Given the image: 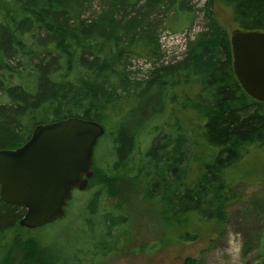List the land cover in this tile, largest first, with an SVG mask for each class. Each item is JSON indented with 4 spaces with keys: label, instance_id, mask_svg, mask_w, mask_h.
Segmentation results:
<instances>
[{
    "label": "trees",
    "instance_id": "obj_1",
    "mask_svg": "<svg viewBox=\"0 0 264 264\" xmlns=\"http://www.w3.org/2000/svg\"><path fill=\"white\" fill-rule=\"evenodd\" d=\"M216 4L228 8L233 28L264 31V0H204L198 8L203 29L187 38L180 60L164 63L158 29L190 25L188 0H0V149L22 145L38 124L73 116L100 124L103 115L112 125L119 122L108 136L117 168L105 174L137 169L151 178L150 195L171 216L223 221L226 206L242 199L227 170L245 149L264 145V102L245 94L233 74L230 36L216 18ZM138 57L153 65L141 79L130 69ZM131 106L138 111L128 116L130 125L124 113L112 118L115 107ZM177 110L193 118V124L184 121L188 129L149 136L161 128L151 121ZM143 137L149 146L138 165L132 160ZM92 170L94 175L95 159ZM92 176L80 191L89 197L83 226L76 227L96 233L84 235L80 249L126 223L118 208L100 205L103 190L89 189ZM67 210L54 222L27 229L18 225L24 209L0 200V264H73L71 247L18 238L63 221Z\"/></svg>",
    "mask_w": 264,
    "mask_h": 264
},
{
    "label": "rangeland",
    "instance_id": "obj_2",
    "mask_svg": "<svg viewBox=\"0 0 264 264\" xmlns=\"http://www.w3.org/2000/svg\"><path fill=\"white\" fill-rule=\"evenodd\" d=\"M188 1L194 10L190 25L172 32L164 27L158 29L160 47L165 56L163 62L166 61L164 63L180 60L186 49L187 38L193 39L194 34L203 29L202 13L198 8L204 4V0ZM214 11L217 20L226 27L230 36L235 28L231 24L228 8L216 4ZM88 14L89 12H85L84 16ZM150 68H153V65L143 57L131 60L130 69L136 71L135 78H144ZM177 90L181 92L182 87ZM120 110L118 111L117 107L112 109V118L115 119L124 113L123 118L130 125L128 116L138 110L134 106ZM176 112H179L177 113L180 117L179 124ZM102 117L103 122L100 121V124L106 126L107 133L98 139L94 147L97 170L92 176L93 181L89 189L93 190L96 187L99 191L103 190L99 198L100 205L118 208L119 213L125 216L126 223L112 228L109 235H106V231L101 232L102 238L95 237V245L80 249L82 247L80 243L85 241L83 236L86 234L93 236L96 232H88V229L84 230L83 227L80 233L76 227L83 226L85 217L83 214L86 212L84 210H87L85 205L89 193L75 191L72 201L70 200L67 205V216L63 221H58L38 233L23 231L18 238L35 240L40 245L50 247H71L73 249L69 254L73 264H259L264 262L262 249L264 145L254 144L250 149L249 147L248 150L245 149L247 152L242 160L227 170V176L236 178L234 188L242 195V199L226 206L223 221L205 220L194 213L174 217L159 197L150 195L146 184L150 177L138 173L137 169H130L128 173L112 174L113 176L105 174L112 173L111 170L117 168H113V146L108 136L110 131L117 130L119 122L115 125L114 121L112 125L109 119L104 118L103 115ZM162 118L161 120V117H158V120L156 118L151 121L153 125L160 124L161 128L155 132L151 130L152 134L149 136L158 137L163 131L173 133L175 129L185 131L188 129L183 127L185 120L194 123L192 117L180 110L175 111V114L165 112ZM148 146L149 137H146L139 147V155L132 161L138 165L142 163L143 159L137 158L144 154ZM131 163L129 162L128 169L131 168ZM185 234L189 237L184 238Z\"/></svg>",
    "mask_w": 264,
    "mask_h": 264
},
{
    "label": "water",
    "instance_id": "obj_3",
    "mask_svg": "<svg viewBox=\"0 0 264 264\" xmlns=\"http://www.w3.org/2000/svg\"><path fill=\"white\" fill-rule=\"evenodd\" d=\"M229 41L238 84L264 102V31L234 29ZM103 133L98 122L73 116L38 124L22 145L0 149V200L24 209L19 226L38 228L64 215L73 191L87 187Z\"/></svg>",
    "mask_w": 264,
    "mask_h": 264
},
{
    "label": "flooded vegetation",
    "instance_id": "obj_4",
    "mask_svg": "<svg viewBox=\"0 0 264 264\" xmlns=\"http://www.w3.org/2000/svg\"><path fill=\"white\" fill-rule=\"evenodd\" d=\"M264 251V250H263Z\"/></svg>",
    "mask_w": 264,
    "mask_h": 264
}]
</instances>
